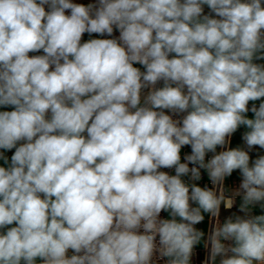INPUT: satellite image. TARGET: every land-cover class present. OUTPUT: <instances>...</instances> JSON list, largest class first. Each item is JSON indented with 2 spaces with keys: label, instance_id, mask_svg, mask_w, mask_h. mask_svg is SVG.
Segmentation results:
<instances>
[{
  "label": "clouds",
  "instance_id": "1",
  "mask_svg": "<svg viewBox=\"0 0 264 264\" xmlns=\"http://www.w3.org/2000/svg\"><path fill=\"white\" fill-rule=\"evenodd\" d=\"M200 245L264 264V0H0V264Z\"/></svg>",
  "mask_w": 264,
  "mask_h": 264
},
{
  "label": "crops",
  "instance_id": "2",
  "mask_svg": "<svg viewBox=\"0 0 264 264\" xmlns=\"http://www.w3.org/2000/svg\"><path fill=\"white\" fill-rule=\"evenodd\" d=\"M74 2H79V3H88L89 0H74ZM87 35H85L84 39H87ZM138 66V65H137ZM238 140V138H237ZM237 141H234L233 143L235 144ZM206 178V177H205ZM235 180V175L234 177L230 180V181H234ZM229 181V182H230ZM167 215V214H166ZM206 225H207V220L205 221L204 224L202 225H199L198 227H201V228H205L206 229ZM196 253H197V256H195L193 258V264H198L202 261L203 259V246L200 245V246H197V248L195 249Z\"/></svg>",
  "mask_w": 264,
  "mask_h": 264
},
{
  "label": "built area",
  "instance_id": "3",
  "mask_svg": "<svg viewBox=\"0 0 264 264\" xmlns=\"http://www.w3.org/2000/svg\"><path fill=\"white\" fill-rule=\"evenodd\" d=\"M184 151L187 152V151H189V149H185ZM234 182H235V180L234 181H230L229 183H234ZM204 183H208L207 178H205L201 182V185H203ZM162 215L166 216V214H162ZM206 255H207V251L203 248V259H202V261L205 259ZM202 261L200 263H198V264H202Z\"/></svg>",
  "mask_w": 264,
  "mask_h": 264
}]
</instances>
